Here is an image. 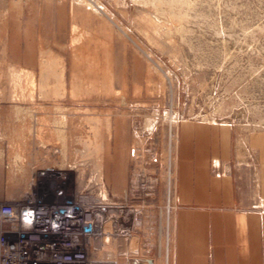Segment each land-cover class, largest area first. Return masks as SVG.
Listing matches in <instances>:
<instances>
[{
    "label": "rangeland",
    "instance_id": "obj_1",
    "mask_svg": "<svg viewBox=\"0 0 264 264\" xmlns=\"http://www.w3.org/2000/svg\"><path fill=\"white\" fill-rule=\"evenodd\" d=\"M187 117L264 129V0H0V199L61 164L158 254Z\"/></svg>",
    "mask_w": 264,
    "mask_h": 264
},
{
    "label": "crops",
    "instance_id": "obj_2",
    "mask_svg": "<svg viewBox=\"0 0 264 264\" xmlns=\"http://www.w3.org/2000/svg\"><path fill=\"white\" fill-rule=\"evenodd\" d=\"M175 151L173 212L161 253L149 249L155 264H264V129L187 117Z\"/></svg>",
    "mask_w": 264,
    "mask_h": 264
},
{
    "label": "built area",
    "instance_id": "obj_3",
    "mask_svg": "<svg viewBox=\"0 0 264 264\" xmlns=\"http://www.w3.org/2000/svg\"><path fill=\"white\" fill-rule=\"evenodd\" d=\"M66 171H41L30 191L0 199V264H155L149 248L144 253L134 243L138 232L133 219L127 221L129 210L114 206L100 183L80 188L78 173ZM119 221L133 226L108 228ZM113 243L115 258L97 256Z\"/></svg>",
    "mask_w": 264,
    "mask_h": 264
},
{
    "label": "bare ground",
    "instance_id": "obj_4",
    "mask_svg": "<svg viewBox=\"0 0 264 264\" xmlns=\"http://www.w3.org/2000/svg\"><path fill=\"white\" fill-rule=\"evenodd\" d=\"M95 2V1H94ZM97 4V3H96ZM97 6H99V5H97ZM100 7V6H99ZM34 151V150H33ZM33 153H35V152H33ZM33 155V154H32ZM24 163V162H23ZM22 163V164H23ZM26 163H28V164H25L24 163V166L23 165H21V166H23V167H21L22 169H24V171L22 172V174L23 173H26L27 175H25V174H23V176L25 175V177H29L31 180L27 183V191H30L31 190V184H32V182H33V179L35 178V176L37 175V174H39L41 171H51V170H53V169H55L56 167H48V166H46V164H43L41 167H38L37 166V163H38V160L36 159V158H34V157H32L28 162H26ZM39 164V163H38ZM41 164V163H40ZM45 165V166H44ZM66 167H63L61 164H60V167L57 169L58 171H60L59 173H62L63 175H65L66 173H67V169H65ZM19 170V169H18ZM20 173V172H19ZM21 174V175H22ZM83 176V174H81V173H79L78 174V183H79V186H80V188H82V187H84L87 183H90V179L92 178H94L93 176H90V178H87V177H82ZM98 183H100L99 181H98ZM100 186H101V188H102V190H103V192L105 193V195H107V191H106V189H105V187L100 183ZM128 215H127V221H131L132 219H133V213L134 212H131V211H128ZM126 220L125 221H123V222H127ZM123 222H115V223H111L110 225H109V229H111V230H118L120 227H124L125 225L126 226H128L127 224H129L130 222H128V223H125V224H123ZM137 224H139V222H137L136 223V225ZM122 225H124V226H122ZM125 226V227H126ZM129 226L131 227V226H133V224L132 225H130L129 224ZM139 236V235H138ZM138 239L139 238H136V240L134 241V243L136 242L137 244H138ZM107 241H109V240H107ZM135 243V244H136ZM165 244V246H164V248H165V250H166V252H165V256H166V258H167V254L169 253V251H170V244L169 243H167L166 244V242L164 243ZM104 252H106V253H109V255H111L112 257L111 258H115L116 257V255H117V250H116V246L114 245V243L112 244V245H107V247L102 251V252H100L97 256L98 257H100V256H102V254H104ZM164 256V257H165ZM165 259V258H164ZM165 261V260H164Z\"/></svg>",
    "mask_w": 264,
    "mask_h": 264
}]
</instances>
